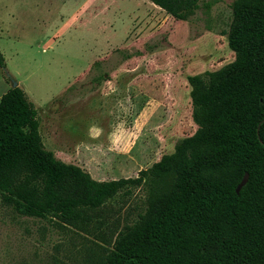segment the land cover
<instances>
[{
	"label": "trees",
	"instance_id": "1",
	"mask_svg": "<svg viewBox=\"0 0 264 264\" xmlns=\"http://www.w3.org/2000/svg\"><path fill=\"white\" fill-rule=\"evenodd\" d=\"M149 1L187 20L200 0ZM231 10L233 60L187 77L195 131L135 177L98 180L58 159L34 104L9 87L0 96L1 201L83 229L118 192L144 184L145 210L104 240L95 264H264V0H233Z\"/></svg>",
	"mask_w": 264,
	"mask_h": 264
},
{
	"label": "rangeland",
	"instance_id": "2",
	"mask_svg": "<svg viewBox=\"0 0 264 264\" xmlns=\"http://www.w3.org/2000/svg\"><path fill=\"white\" fill-rule=\"evenodd\" d=\"M232 1L200 0L180 20L148 0H110L100 35L111 41L91 56L58 53L49 47L57 40L31 23L15 31L17 11L0 36V94L13 82L23 89L42 143L58 159L98 180L135 177L195 131L187 77L233 60ZM145 197L144 184L121 190L83 229L20 215L0 199V264H95L104 240L145 210Z\"/></svg>",
	"mask_w": 264,
	"mask_h": 264
},
{
	"label": "crops",
	"instance_id": "3",
	"mask_svg": "<svg viewBox=\"0 0 264 264\" xmlns=\"http://www.w3.org/2000/svg\"><path fill=\"white\" fill-rule=\"evenodd\" d=\"M109 3L110 0H0V36L10 32L7 28L9 22H16V12L19 11L21 24L15 31L23 32L22 23H31L30 28L36 33L45 32L43 37L46 40L52 36L57 40L49 47L58 53L74 50L76 54L91 56L104 43L111 41L110 36L102 38L100 35L102 12L107 11L110 15Z\"/></svg>",
	"mask_w": 264,
	"mask_h": 264
},
{
	"label": "water",
	"instance_id": "4",
	"mask_svg": "<svg viewBox=\"0 0 264 264\" xmlns=\"http://www.w3.org/2000/svg\"><path fill=\"white\" fill-rule=\"evenodd\" d=\"M17 83L16 82H13L12 86H16ZM247 181V174L245 173L241 179V181L239 182V184L237 185L236 187V191L238 192L240 190V188L246 183Z\"/></svg>",
	"mask_w": 264,
	"mask_h": 264
}]
</instances>
